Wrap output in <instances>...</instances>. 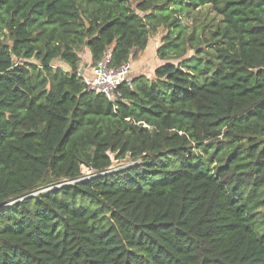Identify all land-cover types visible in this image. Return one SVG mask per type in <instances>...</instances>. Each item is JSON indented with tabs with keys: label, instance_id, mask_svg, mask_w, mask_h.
Here are the masks:
<instances>
[{
	"label": "trees",
	"instance_id": "1",
	"mask_svg": "<svg viewBox=\"0 0 264 264\" xmlns=\"http://www.w3.org/2000/svg\"><path fill=\"white\" fill-rule=\"evenodd\" d=\"M203 5L210 57L84 84L160 26L196 49ZM0 264H264V0H0Z\"/></svg>",
	"mask_w": 264,
	"mask_h": 264
},
{
	"label": "rangeland",
	"instance_id": "2",
	"mask_svg": "<svg viewBox=\"0 0 264 264\" xmlns=\"http://www.w3.org/2000/svg\"><path fill=\"white\" fill-rule=\"evenodd\" d=\"M178 18L181 19L186 26V33L189 34L192 31V26H194L195 31H197L198 36L200 35L201 40L197 44L196 49H187L185 52V55L183 57H176L172 55L167 60H161L158 58L156 54V49L163 44V42L166 41V39L173 36V33L170 32L165 26H160L154 34H152L149 39L146 47L143 50H140L136 52L130 59L131 64V77H133L134 73L136 75L143 74L146 77L153 78V72L154 69L166 62L170 63H178L180 61H183L187 58H199V59H206L210 57L209 54H207L208 51L211 53H214V45H208L205 40L202 38L206 37L208 39H211L210 36V30L215 28L216 23L220 20V16H218L214 10L211 8L210 5H203L200 6L197 9L189 10L188 13H179ZM201 28L203 31H201ZM200 52L201 54H197ZM87 51H84L80 54L83 61L86 60L87 57ZM35 61V60H34ZM91 62L89 61L88 64ZM52 65L54 68H60L63 70H69L68 64L65 62L60 61V59L56 58L52 61ZM84 65L82 64L81 67ZM80 67V68H81ZM86 66H84V70L86 71ZM84 70L82 74L84 73ZM112 163L111 168H117L124 166L128 163H130L129 157H126L125 159H114V154H109ZM82 173L85 176L91 175V170H89L86 167H82Z\"/></svg>",
	"mask_w": 264,
	"mask_h": 264
},
{
	"label": "built area",
	"instance_id": "3",
	"mask_svg": "<svg viewBox=\"0 0 264 264\" xmlns=\"http://www.w3.org/2000/svg\"><path fill=\"white\" fill-rule=\"evenodd\" d=\"M110 58L111 53L107 51L97 66L87 65L81 76L88 89L104 95L115 104L121 98L119 87L131 79V64L128 61L119 67H112Z\"/></svg>",
	"mask_w": 264,
	"mask_h": 264
},
{
	"label": "crops",
	"instance_id": "4",
	"mask_svg": "<svg viewBox=\"0 0 264 264\" xmlns=\"http://www.w3.org/2000/svg\"><path fill=\"white\" fill-rule=\"evenodd\" d=\"M89 60H90V59H89V57H88V55H87L86 60H85L86 63L84 64V66H85L86 64L88 65ZM86 70H87V69H86ZM131 72H132V69H131ZM135 75H136V74L134 73L133 76H135Z\"/></svg>",
	"mask_w": 264,
	"mask_h": 264
},
{
	"label": "water",
	"instance_id": "5",
	"mask_svg": "<svg viewBox=\"0 0 264 264\" xmlns=\"http://www.w3.org/2000/svg\"><path fill=\"white\" fill-rule=\"evenodd\" d=\"M85 66H87V64ZM83 70H84V66L79 69V75L80 76L82 75Z\"/></svg>",
	"mask_w": 264,
	"mask_h": 264
}]
</instances>
